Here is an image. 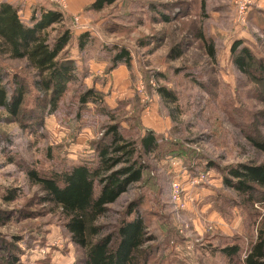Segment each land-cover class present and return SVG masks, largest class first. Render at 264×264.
<instances>
[{"label": "rangeland", "instance_id": "obj_1", "mask_svg": "<svg viewBox=\"0 0 264 264\" xmlns=\"http://www.w3.org/2000/svg\"><path fill=\"white\" fill-rule=\"evenodd\" d=\"M32 1L17 0L27 18L45 2ZM93 1L67 0L61 7L72 17L67 23L75 36L90 31L94 39L83 54L76 39L70 46L80 80L69 83L59 110L51 115L39 111L34 91L20 117L0 110V214L10 217L0 222V264L12 257L17 264H86V251L71 240L60 210L41 202L43 191L28 172L49 176L92 154L108 119L81 110L78 94L87 85L105 94L109 108H117L125 134L140 136L148 128L161 136L159 154L146 158L144 180L111 204L110 218L100 223L117 224L129 203L138 201L149 233L157 238L148 245L160 248L153 260L243 264L220 249L238 243L244 257L264 222V188L257 187L253 197L241 195L225 186L222 170L264 163V151L251 141L264 139V79L237 71L231 46L243 38L264 61V0L255 1L245 26L235 21L234 0H117L101 11L88 9ZM200 30L215 45V60L198 37ZM116 44L129 48L133 69L111 68ZM176 47L183 52L178 58L171 57ZM0 68L10 78L18 73L32 81L34 70L25 59L0 56ZM156 73L163 77L157 79ZM158 84L178 93L179 111L160 100L154 92ZM138 94L148 103L144 110ZM39 114L44 120L29 128L30 117L40 119ZM194 152L199 158H190ZM185 160L199 163L197 171ZM210 163L215 165L210 168ZM174 180L184 188L181 200L174 199ZM6 188H20L19 199L4 202Z\"/></svg>", "mask_w": 264, "mask_h": 264}, {"label": "trees", "instance_id": "obj_2", "mask_svg": "<svg viewBox=\"0 0 264 264\" xmlns=\"http://www.w3.org/2000/svg\"><path fill=\"white\" fill-rule=\"evenodd\" d=\"M42 1L45 2L37 5L28 18L22 14L23 7L17 2H0V56L25 59L34 70L30 82L18 73L10 78V74L0 68V110L15 118L24 113V102L32 91L36 94L39 111L46 115L56 113L69 83H78L80 80V70L70 46L76 39L79 53L83 54L94 39L90 31L75 36L73 25L67 23L72 17L48 0ZM116 1L94 0L87 7L93 11H101ZM165 19L170 18L165 16ZM55 24L59 25L58 28H53ZM53 29L56 31L54 35L51 32ZM198 37L209 57L215 60V45L202 30ZM182 53L176 47L172 50L171 57L178 58ZM231 54L237 71L264 79V61L256 56L243 38L233 42ZM111 60L112 69L119 65H125L128 69L133 67L132 54L125 46L116 44ZM156 77H163V74L156 73ZM154 92L162 102L171 107L172 112L179 111L180 98L174 89L158 84ZM78 98L81 110L98 112L108 119L101 137L92 143V154L49 176L40 174L36 169L30 170L29 179L41 187V202L60 210L71 240L86 251V264H161L160 258L153 260L155 251L160 252V248L148 245L157 238L149 233L140 202L129 203L126 215L117 224L100 223L101 220L110 218L111 204L144 180L146 158L159 154L161 136L148 128L140 136L125 134L121 119L116 114L117 108H109L105 94L94 85L82 87ZM137 104L144 110L148 103L143 102L138 94ZM39 117L40 119L32 115L30 119L33 120L28 127L38 126L44 120L42 114ZM130 118L131 116L128 117ZM251 141L257 149L264 151V139L251 138ZM195 154L196 152L190 154V158H199ZM171 155L177 154L174 152ZM185 162L190 170L197 171L199 163L192 160ZM213 165L215 164H208L210 168ZM222 172L225 186L241 195L253 197L257 187L264 188V163H238L227 166V170ZM21 193L20 188H6L1 192V198L6 203L14 202ZM8 221L10 217L2 212L0 222L6 224ZM242 249L240 244L234 243L220 250L227 258H240L243 264H264V222L258 227L257 237L246 249L244 257H241ZM17 261L12 257L8 264H17Z\"/></svg>", "mask_w": 264, "mask_h": 264}, {"label": "built area", "instance_id": "obj_3", "mask_svg": "<svg viewBox=\"0 0 264 264\" xmlns=\"http://www.w3.org/2000/svg\"><path fill=\"white\" fill-rule=\"evenodd\" d=\"M256 0H234L235 10H236V23L239 26H245L247 24L248 14L254 5ZM53 4L59 7H66L67 0H51ZM173 194L175 200H181V193L184 188L178 180H174L172 183Z\"/></svg>", "mask_w": 264, "mask_h": 264}, {"label": "crops", "instance_id": "obj_4", "mask_svg": "<svg viewBox=\"0 0 264 264\" xmlns=\"http://www.w3.org/2000/svg\"><path fill=\"white\" fill-rule=\"evenodd\" d=\"M1 1H3V0H0V2H1ZM8 1H11V2H17V0H8ZM28 1H29V0H28ZM32 2L37 3V1H35V0H33ZM259 2H260V0H258L257 3H259ZM73 9H78V6H74Z\"/></svg>", "mask_w": 264, "mask_h": 264}]
</instances>
